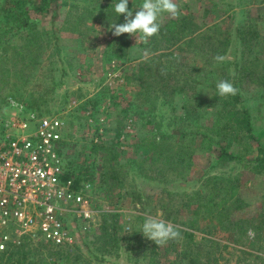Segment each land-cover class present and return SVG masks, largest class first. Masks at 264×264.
Returning a JSON list of instances; mask_svg holds the SVG:
<instances>
[{"label": "rangeland", "instance_id": "obj_1", "mask_svg": "<svg viewBox=\"0 0 264 264\" xmlns=\"http://www.w3.org/2000/svg\"><path fill=\"white\" fill-rule=\"evenodd\" d=\"M118 2L57 0L44 13L33 12L37 24L32 31L38 38L33 49L24 48L26 38L20 34L22 30L16 32L3 26V12L0 13V55L7 54L12 59L8 66L1 64L0 121L17 111L12 100L26 111L63 118L66 123L63 157L77 170L81 182L96 172L91 167L94 155L90 153V145L99 140L104 141L100 159L113 150L121 162H129L127 173L118 171L122 180L111 182L116 186L98 188L91 183L96 222L88 229H79L76 245L80 248L72 250L74 257L68 261L50 255L52 249L37 256L35 250L36 255L29 262L148 264L149 256L157 253L160 264H264V231L256 233L250 228L246 245L239 246L214 225L215 220L210 222L201 208L204 203L207 205L202 192H222L232 186L239 190L241 203L237 214L241 218L256 219L264 211V161L256 160V148L264 147V89L259 84L264 78V0H176L178 17L192 20L191 30L196 35L205 32L208 38L216 37L218 47L204 55L196 47L180 53L176 48L186 44L178 43L172 50L181 55L180 59L172 62L164 57L150 76L151 81L170 82L172 89L165 94L157 84L146 87L148 81L128 82L127 75H136L147 57L160 53L154 48V43L160 41V33L147 43H136L135 37L128 34L113 36L110 25L124 22V15L114 11ZM142 2L129 0V10L138 9ZM169 18V14H162L160 24ZM250 29H256L258 36L253 33L252 38ZM244 30L248 32L240 35ZM117 39L131 42L125 57L112 53V42ZM45 47L47 52L43 56ZM216 55L224 56V61L216 62ZM184 63L204 68L197 86L189 92L190 102L198 106L191 117L195 122L186 117L183 105L187 94L179 88L184 82ZM243 66L250 67L247 73H241ZM161 69L166 70V75H161ZM237 79L243 101L253 115L254 138L233 134L215 144L199 133L206 131L210 119L215 120V111L204 104L217 92L218 81L233 84ZM150 112L157 115V128L146 124ZM163 139L168 141L164 158L170 151L179 150L173 158L174 167L168 170L167 161L145 160L143 172L140 171L139 162L144 160L146 150H141L139 143L149 145L148 156L157 153L155 143L158 146ZM219 146L228 155L219 158ZM105 164L111 172L113 163ZM217 180L215 190L210 189ZM111 214L118 222L113 232L116 238L106 245L103 242L102 246L98 238L104 226L112 231ZM148 216L189 230L196 238L186 249L182 247L183 236L175 246L169 243L157 246L141 233ZM191 218L196 224L194 229L186 224ZM36 246L31 248L37 249ZM176 248L180 253L185 249L187 255L177 254Z\"/></svg>", "mask_w": 264, "mask_h": 264}, {"label": "trees", "instance_id": "obj_2", "mask_svg": "<svg viewBox=\"0 0 264 264\" xmlns=\"http://www.w3.org/2000/svg\"><path fill=\"white\" fill-rule=\"evenodd\" d=\"M0 13H2V21L4 27H10L16 32H20L21 35H23L25 39V45L24 48L27 49H33L36 44L38 43V38L36 37L35 31H32V29L36 28L37 22L33 18V12L35 13H44L47 11L57 0H0ZM110 7H113L114 5H109ZM190 20L187 16L177 17V18H169L163 25H161L159 35H160V41L157 40L155 45L156 52H160L154 55H151L147 57L142 63L139 68L136 75H127L128 82H130L132 79H135L137 81H140L142 83L144 82H150V84H146V87L153 86L154 84L159 85L160 90L165 94L170 91V88L172 89L169 81H162L159 82L158 79H155V81H151V74L153 73V70L158 65V63L162 61L164 57L169 58L172 62L173 60H179L180 54H176L177 51L182 53L186 50L189 51V48L196 47L202 55L206 54L208 50L211 49H217L218 47V40L215 38H212L204 33H201L199 35H196L195 30L191 26ZM197 29V28H196ZM26 30V31H25ZM32 31V32H31ZM31 32V33H30ZM248 32V30L240 31L239 34L243 35L244 33ZM253 33L258 36L256 29H250L249 35L254 38ZM22 37V38H23ZM187 37V38H186ZM257 38V37H256ZM186 39V40H185ZM252 40V39H251ZM183 42L186 44V46L178 47V43ZM161 42V43H160ZM229 41L225 45V47H228ZM220 44V42H219ZM131 42L129 40H115L112 42V53L116 57H125L129 53ZM178 45V46H177ZM174 47L176 50H172ZM182 51V52H181ZM47 52V48L45 47L43 56ZM10 61H12L11 57L7 54H1L0 55V73H1V64L7 65ZM186 66L184 70V82L180 85V91L187 94V100L184 103V111H186V117L188 116L189 119H192V121H196L195 119L191 118L193 114L198 110V106L194 105L190 102L191 94L189 93L192 87L197 86L199 81V75L204 72V68L196 66L194 63L193 65L189 63H184ZM8 66V65H7ZM250 67L243 66L241 68V73H247ZM239 80H233V85L238 90L236 95H229L227 97H220L217 92L213 93L207 103L204 104L205 107L210 108L215 111V120L209 121V124L207 125L206 131L202 132L199 131V133H202V137L204 139H207L210 137L211 142H214L215 144H218L221 142L222 139H226L231 137L233 134L236 136H246L248 139L254 138L253 129H252V121H253V115L251 111L247 108L245 105L241 92L238 88ZM241 84V82H240ZM259 84L264 89V78H261L259 80ZM143 86V85H142ZM175 88V87H174ZM176 90V89H174ZM172 92H174L172 90ZM201 106V105H200ZM213 111V112H214ZM151 116L147 117L146 124L149 126L156 127L157 122V115H155L153 112H150ZM156 122V124H155ZM155 124V125H154ZM193 124L192 126L196 129L198 128V125L191 122ZM200 129V127H199ZM198 129V130H199ZM145 140V139H142ZM168 142V141H167ZM165 139H163L161 142H158V146L155 143V147L157 150V153H154L153 155L147 156V149H149V145L144 143L143 141L139 143L141 145V150H146V155L144 160H141L140 163V171L143 172V166L146 162L156 163L158 161L165 162L167 161V169H172L174 167L173 158L177 157L178 151H170V155H168L167 159L165 157V153L167 152L164 150L168 146ZM146 144V145H145ZM65 145V139L62 141L60 145V153L63 154V147ZM173 148L174 146L170 144ZM90 153L94 155V159L92 160V168L96 172H94L90 177H87L85 179L86 182L95 183L97 184L98 188L103 186H116L112 185L111 182L113 180H117L120 182L122 179L120 178V174L118 171H122L123 173H127L125 170L126 166L129 165L128 163H123L118 158V155L113 150H109V155H102L103 159H100L99 155L101 151L104 148V141L99 140L98 142L92 143L90 145ZM220 147V146H219ZM174 149V148H173ZM221 152L217 151L218 157H223V155H228L226 152L223 151V149L220 147ZM221 153V154H220ZM256 160L264 161V147L258 146L256 148ZM147 157V158H146ZM110 161L113 163V169L111 172L107 170V164L105 162ZM133 164V162H130ZM69 165V172L68 175H71L75 178V181L77 184H81V177L77 173V170L74 169L70 163ZM117 168V169H116ZM73 170L70 174V170ZM99 172V177H96V174ZM111 173V174H109ZM127 175V174H123ZM94 176V177H92ZM166 179H168L165 176ZM211 182V181H210ZM210 182H207L206 186H209ZM218 180L213 181L212 187L210 189L216 188L218 186ZM238 188L236 187H228L222 192L215 191L214 193L211 192V190H207L206 192H202L201 194L202 200L207 199V205L204 203L201 208L205 209L204 213L206 214V218L212 222L215 220L214 225L218 227L220 230H224L228 235L229 239L234 241L239 246H245L246 241L248 240V232L251 228L252 230H255L256 233H260L264 231V211L262 214L259 213L258 217L255 219L254 217L250 218H241L237 213L240 209L239 205L241 203L240 198L238 197ZM210 192L213 193L210 197ZM195 203V202H194ZM264 209V208H263ZM108 216V215H107ZM112 217V219L109 218L111 224H112V231H110V228L106 225L103 228L102 235L98 238V240H101V245L105 246L107 243L111 242L116 237L114 236L113 232L115 231L116 225L118 222H115L116 216H113V214L109 215ZM169 219V214L166 216ZM189 228L194 229L196 227L195 221L193 218L188 219L186 222ZM177 228V227H176ZM180 231V237L182 236V240L185 242L183 243L182 247L185 249L188 247L189 244H191L194 239L196 238V235L193 232H190L189 230H184L182 228H177ZM178 238V239H179ZM176 240H169L167 243L171 244L172 246L176 245ZM105 242V245L102 244ZM212 243H216L215 241H211ZM218 244V243H216ZM32 245L29 244H23L19 247H15L8 252L0 253V264H33L32 262H29L30 259L33 258L34 254L36 255L35 250H37V256L38 254H42V252H47L48 250L44 249L42 246H36L37 249L31 248ZM80 247L76 245L75 248L66 247V248H60V249H53V251L50 253V255L58 256L62 259L70 261L73 256V249H79ZM185 249L180 253V251L175 249L177 251V254L179 255H187V252H184ZM46 250V251H45ZM184 252V253H183ZM157 254V253H156ZM156 254H153L149 256L148 264H160ZM76 258L80 257V255H76ZM71 264V263H70Z\"/></svg>", "mask_w": 264, "mask_h": 264}, {"label": "built area", "instance_id": "obj_3", "mask_svg": "<svg viewBox=\"0 0 264 264\" xmlns=\"http://www.w3.org/2000/svg\"><path fill=\"white\" fill-rule=\"evenodd\" d=\"M65 133L59 115L23 106L0 121V253L73 248L96 222L91 183L77 184L60 153Z\"/></svg>", "mask_w": 264, "mask_h": 264}, {"label": "clouds", "instance_id": "obj_4", "mask_svg": "<svg viewBox=\"0 0 264 264\" xmlns=\"http://www.w3.org/2000/svg\"><path fill=\"white\" fill-rule=\"evenodd\" d=\"M129 0H119L114 6V11L124 15V22L111 24L112 35L119 37L128 34L135 37L136 43L141 41L147 43L148 40L159 34L161 24L159 18L167 13L173 18L180 15L179 6L176 0H143L136 10H129ZM225 59L222 55H216L214 60L218 63ZM161 75H166V70H160ZM217 93L220 97L236 95L238 90L228 80H220L216 84ZM13 108H21L15 101H12ZM7 111V109H5ZM141 233L148 240L153 241L157 246H164L169 240H176L180 237V231L170 222H166L158 217L148 216L142 225Z\"/></svg>", "mask_w": 264, "mask_h": 264}]
</instances>
